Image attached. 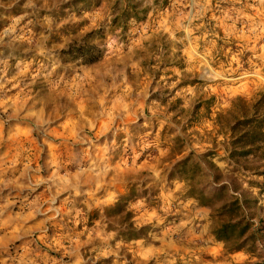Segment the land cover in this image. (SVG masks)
Masks as SVG:
<instances>
[{
	"label": "clouds",
	"instance_id": "1",
	"mask_svg": "<svg viewBox=\"0 0 264 264\" xmlns=\"http://www.w3.org/2000/svg\"><path fill=\"white\" fill-rule=\"evenodd\" d=\"M262 200L264 0H0V264H264Z\"/></svg>",
	"mask_w": 264,
	"mask_h": 264
},
{
	"label": "rangeland",
	"instance_id": "2",
	"mask_svg": "<svg viewBox=\"0 0 264 264\" xmlns=\"http://www.w3.org/2000/svg\"><path fill=\"white\" fill-rule=\"evenodd\" d=\"M138 16L140 15L138 14ZM137 23L139 25H147L149 29L159 28L161 31L169 27L167 16H161L159 12L153 13V15L150 16L147 10L143 14V19L137 20ZM9 31H11V29H9ZM128 31L132 39L139 38V32L137 31V29L129 28ZM220 32L222 34L223 30L221 29ZM147 34L151 36V41L149 42L146 40L145 47H149V44H150L149 51H154L156 55H159L160 52L164 50L166 36H161V35L152 36L151 31H149ZM152 63H154V60L152 61ZM171 67L172 65H168L169 71L167 75L169 76H172ZM159 73L160 75L165 74L163 66L159 70ZM157 79H159V76H157ZM236 90L237 89L233 87V91H236ZM223 98H224V93L221 90V96L215 99H218L220 103H223ZM214 108H215V104H213L212 108L208 109L209 115L207 116L206 120H201V121L193 123L194 135L203 137L206 133L210 131V129L216 128V133L213 136V141H215L219 136H222V135L224 136V133H223L224 129L222 128V125H216V123L213 122L212 113L214 111ZM202 125H206V126L202 127ZM262 202H264V200H262ZM248 203L251 204V202L249 201Z\"/></svg>",
	"mask_w": 264,
	"mask_h": 264
},
{
	"label": "trees",
	"instance_id": "3",
	"mask_svg": "<svg viewBox=\"0 0 264 264\" xmlns=\"http://www.w3.org/2000/svg\"><path fill=\"white\" fill-rule=\"evenodd\" d=\"M133 13H135L138 17L137 20L143 19V16H138V13H136V9L135 6H133L132 8ZM216 125H221L219 122H216ZM222 128L224 129V136H230L236 143L239 144H245L247 139L249 138V132L247 131V125L246 124H240L237 125V127L235 128H231V127H224L222 126ZM248 203V201H246ZM249 202L252 203L251 200H249ZM242 208V206H237ZM227 231L224 233L225 236H227Z\"/></svg>",
	"mask_w": 264,
	"mask_h": 264
},
{
	"label": "crops",
	"instance_id": "4",
	"mask_svg": "<svg viewBox=\"0 0 264 264\" xmlns=\"http://www.w3.org/2000/svg\"><path fill=\"white\" fill-rule=\"evenodd\" d=\"M200 211H203V210H200ZM213 251H215V249H213Z\"/></svg>",
	"mask_w": 264,
	"mask_h": 264
}]
</instances>
